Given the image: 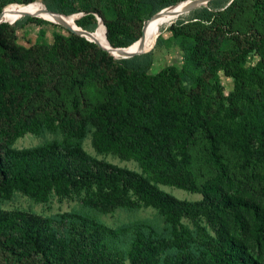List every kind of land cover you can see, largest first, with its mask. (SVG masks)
I'll list each match as a JSON object with an SVG mask.
<instances>
[{"label": "rangeland", "instance_id": "obj_1", "mask_svg": "<svg viewBox=\"0 0 264 264\" xmlns=\"http://www.w3.org/2000/svg\"><path fill=\"white\" fill-rule=\"evenodd\" d=\"M178 1L182 0H109L100 10L107 20L133 24L136 36L154 19V11ZM34 2L46 8L42 0ZM83 3L77 1L78 6ZM72 15L78 20L85 13ZM27 17L0 22V36L22 67L35 60H55L52 56L58 51L72 77H78V66L90 70L81 89L67 83L57 98L46 89L45 102L50 108L70 110L76 97L89 107L69 122L49 123L37 115L28 128L14 130L9 118L2 119L0 134L12 130L7 169L40 183L0 196V236L22 240L20 246L40 242L57 264H213L221 249L222 224L202 185L213 180L215 171L206 161L201 136L189 143L179 133L180 110L175 109L184 108L186 96L194 95L202 107L194 121L207 133L229 114L237 70L234 53L245 39L264 37V0H213L187 14L185 20L195 19L187 26L165 27L151 52L136 63L148 75L177 66L179 79L168 82L113 71V56L100 44L91 63L80 65L71 33L80 35L61 23L36 17L42 22L29 23L14 34L1 27ZM261 59L252 51L241 67L252 78L264 79ZM101 76L120 94L125 109L110 123L89 113L106 96ZM8 83L14 91L29 93L22 75L0 76V99H6ZM24 102L27 109L40 103L33 97ZM259 112L256 126L264 134V97L259 99ZM247 145L254 173L264 176V146L257 137ZM225 156L236 180L244 182L242 193L262 198L263 181L246 178L234 153ZM243 239L251 252H259L250 230Z\"/></svg>", "mask_w": 264, "mask_h": 264}, {"label": "trees", "instance_id": "obj_2", "mask_svg": "<svg viewBox=\"0 0 264 264\" xmlns=\"http://www.w3.org/2000/svg\"><path fill=\"white\" fill-rule=\"evenodd\" d=\"M42 1L49 11L63 14H57L60 16H69L80 11L84 12L85 15L76 20V24L85 31L98 29L99 22L96 15H99L103 19L106 28V38L115 50L128 47L141 38L142 32L140 29L136 36L133 35V24L120 19L107 20L104 17L100 5L108 3L109 0H81L84 2L81 6L77 4L79 0ZM12 2L24 5L32 3L34 0L2 1L0 2V9H3V11L0 17L4 16L10 8L18 6L8 5ZM256 2H259V0H256ZM175 4L157 9L152 14L153 17L163 9ZM32 16L34 15H30L23 22H16L12 26L1 27L8 28L14 34L18 29L24 28L29 23L42 22L38 19L39 17ZM194 20L180 19L175 23L187 26ZM186 21L188 22L186 23ZM173 25L167 30H171ZM71 34L73 40L76 41L73 55L78 58L80 65L82 63L90 64L95 56L94 54L99 51L98 45L73 33ZM244 42L242 48L234 53L237 70L234 73L235 90L230 98L232 109L229 114L221 117L213 132L207 133L202 126L194 121V116L202 110L200 102L194 95L188 94L186 96L188 104L184 108L175 109L180 110L178 112L181 117L178 124L179 133L184 135L189 143L193 142L199 135L201 136L204 141L206 161L215 171L213 180L202 185L206 199L211 203V207L222 224L221 249L215 256L213 264H264V184L261 189L262 198L253 197L252 195L246 197L242 193L244 182L236 180L234 171L230 168L225 156L226 153L230 152L237 155L240 161L238 169L245 173L246 178H258L264 183V176L257 177L254 173L251 152L247 145L249 139L257 137L264 146V134L256 126V121L260 118L259 99L264 97V79L252 78L241 67L244 56L252 51L261 54L260 64L264 66V37L254 35V38L245 39ZM244 46L245 49H243ZM149 52L135 56L132 60H115L109 56L110 63L115 66L113 71L136 75L149 81L168 82L179 79L178 68L175 65L163 68L155 75H148L147 71L136 61L139 56ZM55 53L52 56L55 60H35L26 67H22L17 55L8 48L4 38L0 36V76L8 78L9 75H22L27 80L25 85L29 92L26 94L24 90L14 91L9 83L4 84L6 99H0V123L2 119L9 118V122L12 123V130L21 127L28 128L37 115L44 117L49 123L69 122L89 107L85 100L76 97H73L69 103L70 110L60 109L57 106L50 108L49 103L45 102L46 89L54 98L58 97L60 89L67 83L81 89L82 79L87 77L90 72L85 66H78V77H72L71 71L69 72L66 65L63 64V54L58 51ZM106 55L108 56L107 53ZM147 66L148 64H146V68ZM48 78H51L52 81L49 82ZM101 81L105 86L106 96L104 101L92 107L89 113L92 118L99 122L110 123L119 114L124 113L125 109L120 94L113 89L110 81L103 76H101ZM28 97H33L34 100H38L40 103L35 108L27 109L24 100L29 99ZM228 120L231 122L229 127L227 126ZM12 130L4 135L0 134V196L8 194L13 188H28L40 183L36 178L26 177L19 172L7 169V143L12 139L10 134ZM249 230L251 239L258 246L259 252L257 254L251 252L249 245L243 239L244 232ZM21 242L22 240L12 242L9 238L0 236V264H57L53 256L48 253L40 242L31 247L20 246Z\"/></svg>", "mask_w": 264, "mask_h": 264}, {"label": "bare ground", "instance_id": "obj_3", "mask_svg": "<svg viewBox=\"0 0 264 264\" xmlns=\"http://www.w3.org/2000/svg\"><path fill=\"white\" fill-rule=\"evenodd\" d=\"M211 1L212 0H182L175 5L163 9L155 15L151 23L144 26V35L141 36L135 46L144 49L143 53L149 52L155 47L157 44V42L155 43V40L168 24H170L172 21L184 18L187 14H189L188 11H194L196 9L202 8ZM28 14L56 23L67 24L76 30L79 29V27L76 25L77 15L57 16L50 14L46 9L42 8L38 2H32L10 8L4 16L0 17V22H14L27 16ZM85 36L88 39L100 44L103 48L107 49V52H109L114 58L121 59L125 53L122 48L119 50L111 48V45L108 43L105 35V28L101 22L98 25V30L95 33L87 31Z\"/></svg>", "mask_w": 264, "mask_h": 264}, {"label": "water", "instance_id": "obj_4", "mask_svg": "<svg viewBox=\"0 0 264 264\" xmlns=\"http://www.w3.org/2000/svg\"><path fill=\"white\" fill-rule=\"evenodd\" d=\"M213 1V0H212ZM46 9V8H45ZM48 12H50L48 9H46ZM189 13H191L192 12V10H190V11H188ZM50 13H53V12H50ZM53 14H55V13H53ZM0 15H2V13L0 14ZM28 16H30V15H28ZM97 16V19H98V22H99V24H100V22L103 24V26H104V23H103V21H102V19L98 16V15H96ZM182 20H185V18H182ZM188 21H186V23H187ZM175 23V21H172L170 24H168L167 26H166V29H168L171 25H173ZM60 25H62L63 27H65L66 29H68V30H70V31H72V32H75V33H77L78 35H80V36H84V37H86L85 36V34H86V32L87 31H85V30H83V29H81L80 27H79V29H73V28H71L69 25H67V24H60ZM77 25V24H76ZM78 26V25H77ZM104 28H105V26H104ZM161 34H162V32H161ZM105 35H106V28H105ZM142 35H144V27H143V30H142ZM159 37V36H158ZM158 37H157V39H158ZM87 38V37H86ZM157 39L155 40V43L157 42ZM87 40L88 41H91V42H93V43H95V44H97V45H99L98 43H96L95 41H92V40H90V39H88L87 38ZM108 41V40H107ZM109 43V42H108ZM137 44V42H135V43H133L132 45H130V46H128V47H126V48H122V50H124L125 51V53L123 54V56H122V58L121 59H130V58H134L135 56H138L139 54H142L143 52H144V49H141L140 47H137V46H135ZM100 46V45H99ZM102 48V47H101ZM111 48H113L112 46H111ZM104 50H106V51H108L107 49H105V48H103ZM113 49H115V48H113Z\"/></svg>", "mask_w": 264, "mask_h": 264}]
</instances>
